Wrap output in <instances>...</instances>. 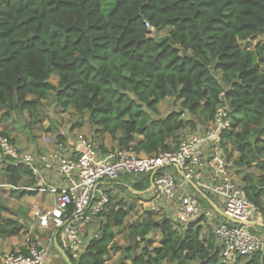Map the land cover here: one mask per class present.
Segmentation results:
<instances>
[{
	"label": "trees",
	"instance_id": "obj_1",
	"mask_svg": "<svg viewBox=\"0 0 264 264\" xmlns=\"http://www.w3.org/2000/svg\"><path fill=\"white\" fill-rule=\"evenodd\" d=\"M162 29L158 42L152 33ZM262 33L264 0H0V109L26 111L28 126L37 125V109L52 95L63 109L87 114L116 148L151 156L176 149L181 131L203 130L223 99L230 127L219 146L264 215V41L242 45ZM165 98L174 107L160 116ZM5 161L7 183L34 185L28 167ZM140 175L133 189L144 191L149 174L113 183ZM113 197L91 222L97 230L84 250L64 251L70 264H104L109 251L120 252L116 229L138 239L122 264H223L212 233L201 234L203 217L180 226L148 210L125 228L131 208L119 202L110 210ZM5 211L0 204V238L18 236L22 225ZM238 259L264 264V250Z\"/></svg>",
	"mask_w": 264,
	"mask_h": 264
},
{
	"label": "built area",
	"instance_id": "obj_2",
	"mask_svg": "<svg viewBox=\"0 0 264 264\" xmlns=\"http://www.w3.org/2000/svg\"><path fill=\"white\" fill-rule=\"evenodd\" d=\"M147 28L153 32L152 27ZM229 127L228 108L222 99L213 121L203 130L183 138L172 151L147 156L115 148L103 153L90 140L81 138L71 156L56 152L35 154L19 148L0 133V158L13 165L28 167L39 182H43V178L39 176L37 163L59 176L74 178L72 187L51 190L57 192L52 207L34 208L32 214L39 227L51 226L63 233L73 257H77L82 245L80 224L88 225L98 214L107 211L109 199L115 193L113 180L124 175H150L159 169L149 183L153 198L150 211L162 214L169 211L168 204L177 200L171 217L173 222L183 225L214 214L212 208L203 210L200 198L190 193L188 188L206 197L217 198L222 202L225 221L214 224L212 235L219 246L221 262L231 264L240 257H250L257 251H263L264 243L248 229L252 218L261 217L262 211L246 199L235 170L219 146L221 132ZM167 166L178 170L179 179L161 171ZM178 192L180 195L177 196ZM45 254V248L28 238L22 249L3 253L0 264H48Z\"/></svg>",
	"mask_w": 264,
	"mask_h": 264
},
{
	"label": "crops",
	"instance_id": "obj_3",
	"mask_svg": "<svg viewBox=\"0 0 264 264\" xmlns=\"http://www.w3.org/2000/svg\"><path fill=\"white\" fill-rule=\"evenodd\" d=\"M166 99L169 98H165L157 106L160 116H163L165 113H167L170 110L169 108L167 112H161L162 111L161 105H163ZM4 113L5 110L0 109V124L4 125V122H6V126H7L6 130H1V131L6 132L8 138L13 143H15L19 148L25 151H29L35 154L56 152L63 156H71L75 153V149L77 147L78 141L81 138L90 140L98 150H102V149L110 150L116 148L115 142L111 140L108 134L102 133L101 131L96 132V129L94 127H90V126L88 127V125H84V124L82 126L80 122H77L78 126L75 127V129L71 130L70 132L64 131L65 133L63 132H59V133L56 132L54 134L48 133L47 137H45L43 140H40L38 137L35 136V134H33L32 136H27L25 134V131L27 133L29 129L23 128L24 127L23 125L21 126V128H23L24 132L21 133V128L18 123V120L15 119L16 118L15 112L10 113L8 116L5 115ZM22 113L23 112L19 113V115H21ZM22 116L23 115H21L20 117ZM86 126L88 127V129L84 128ZM49 134L50 136L54 137L53 140L50 138ZM56 136L58 138H55ZM204 148H206V145L204 146ZM0 160L3 159L0 158ZM207 161L209 162L208 155H207ZM36 167L38 168L39 176L43 178V182H39L37 180V177L34 176L33 178L34 185L29 186L26 184L27 180L22 179L19 182L20 184L22 183V187L18 189L20 190V195L18 197L24 198L25 204L34 208L45 209L52 207L55 204L57 192L53 193L51 190L60 191L72 187L75 183L74 178L62 177L57 175L56 172L47 171L39 163L36 164ZM1 171L2 168H0V172ZM161 171H163L165 174L173 175L179 179L178 170L172 166L163 167L161 168ZM22 191H31L33 194L21 195ZM188 191L200 198V205L203 210L212 208L214 214H216V215L213 214L210 217H203V219L200 222V225L202 226L201 234L204 236V238H208L209 227L210 229H212L214 223H217L219 221L222 222L225 221L222 215V209H223L222 202L210 195H207L206 197L204 194H201L199 191L190 188H188ZM178 195H180V192H178L177 196ZM176 202L177 200H174L172 203L167 205L169 210L168 216L172 221L173 219L171 216L176 208L177 205ZM221 218L223 219L221 220ZM31 219L32 222L27 223L26 227L23 226V229L18 236H12L4 239L0 238V259L2 254L5 252L22 249L26 239L28 238L31 239L33 237L32 240H34V242L37 245L45 248L46 254L44 259L48 264H70L64 257V251L69 250L70 248L68 241L66 237L63 235V233L59 231V236L57 239L55 237L56 236L55 233L58 232V230L56 231V229L52 228L51 226L48 228H41L38 226L37 220L34 216H32ZM18 221L21 222L20 219H18ZM95 221H97V219H95L94 222ZM205 226H207L208 229L207 236L204 233ZM93 227L94 226H92V223L89 225L80 224V232L82 238V245L80 247V252L84 250L88 240L95 234L97 229ZM248 229L251 233L259 236L264 243V215H262L261 217L254 216L252 220L249 222ZM49 233L51 234V236H49ZM110 252L111 251H109V254L111 255ZM110 259L113 260L115 259V257L114 256H111L110 258L107 257L105 262L107 263L111 261Z\"/></svg>",
	"mask_w": 264,
	"mask_h": 264
},
{
	"label": "rangeland",
	"instance_id": "obj_4",
	"mask_svg": "<svg viewBox=\"0 0 264 264\" xmlns=\"http://www.w3.org/2000/svg\"><path fill=\"white\" fill-rule=\"evenodd\" d=\"M167 34V29H162L159 31H155L152 33V36L155 38H163ZM261 41H264V33H262L260 36H258L255 39H250L247 42H243L242 45L247 46H253ZM218 77V75H217ZM49 81L52 84H57V78L55 76L50 77ZM162 111L161 112H167L168 109L174 107L172 105V99H166L163 103ZM178 106L177 104L175 105ZM38 114L41 118L40 123L37 125H31L28 126V113L26 111H23L21 115L18 114V112L15 113L16 120H18V123L21 126L24 125L23 128L29 129V131L25 134L27 136H32L35 134L36 137H38L40 140H43L45 137H47L48 133L54 134L56 132H70L71 130L75 129V127L78 126L77 122H80L83 126L88 125L90 126L88 122V116L87 114H84L83 116H79L72 108L63 109L54 99L52 95L47 97L44 101L41 102V105L37 109ZM26 116V117H25ZM20 117V118H18ZM188 114H184L183 118H188ZM4 122V121H3ZM88 127H84L85 129H88ZM91 127V126H90ZM6 122L3 124H0V131L6 130ZM23 128H21V133L24 132ZM201 127L197 126L196 130L191 131L188 129H185L181 131L180 136L178 140H181L185 137H187L190 134L197 133L200 130ZM65 131V132H64ZM49 134V136H50ZM83 136V135H82ZM50 138L53 140L54 137L50 136ZM55 138H58L57 136ZM178 145V144H177ZM7 161L0 160V168H3L6 166ZM252 172V170H250ZM236 176L240 178L242 176V172H236ZM143 177V175L140 176H134L130 179H125L121 181V186H114V197L111 200L109 209H115L119 202H124V208L129 210V213L124 221L125 228H127L130 224H133L135 220L144 213V211L151 210L152 208V193L150 192V185H146V188L144 191H136L133 189V185ZM22 187V183L18 184L17 186H12L11 184L7 183L5 181V178L3 174L0 172V204L2 206H5L7 211L2 212L1 216L3 217H9L13 218L18 221V219L21 220L19 222L23 226L26 227L27 223L32 222V214L34 211V207H31L29 205H26L24 202V198L18 197V189ZM24 192V191H22ZM26 206V207H25ZM8 207V208H7ZM168 211H164L162 214H154V218L157 219L159 217H166L168 216ZM223 218H221L222 220ZM102 221H104V217L101 218ZM96 224V223H95ZM95 224L94 226L95 228ZM216 224V223H214ZM207 226L204 227V233L207 236ZM209 234H211V229L209 227ZM30 236V235H29ZM49 236L51 234L49 233ZM33 239V237L31 238ZM158 240V239H156ZM128 235L126 229H116V236L114 239L115 245L122 246L126 245L128 243ZM155 245H158L157 241ZM111 255L109 254V258L111 256H114L115 259L105 262L104 264H118L120 261V252L119 251H111ZM245 259H238L235 263L231 264H244Z\"/></svg>",
	"mask_w": 264,
	"mask_h": 264
},
{
	"label": "water",
	"instance_id": "obj_5",
	"mask_svg": "<svg viewBox=\"0 0 264 264\" xmlns=\"http://www.w3.org/2000/svg\"><path fill=\"white\" fill-rule=\"evenodd\" d=\"M155 39H156V41H158V42H160V41L162 40V38H155ZM158 170H159V169L154 170V171L150 174V176H149L150 183H152V180H153V178H154V175H155V173H156ZM137 242H138V239H137V238H135L134 236H130V237H129V241H128V243H127L126 245H122V246H118V245H116L117 247H119V249H120V253H121V255H122V258L120 259V261H119L118 264H122V263L124 262V258H123L124 250H126V249H128V248H133V247H135V245H136ZM66 260H67V259H66ZM67 261H68V260H67ZM168 264H169V261H168Z\"/></svg>",
	"mask_w": 264,
	"mask_h": 264
}]
</instances>
